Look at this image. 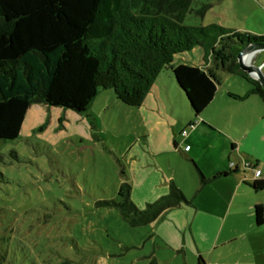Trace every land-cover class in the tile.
Wrapping results in <instances>:
<instances>
[{"label":"trees","instance_id":"16d2710c","mask_svg":"<svg viewBox=\"0 0 264 264\" xmlns=\"http://www.w3.org/2000/svg\"><path fill=\"white\" fill-rule=\"evenodd\" d=\"M191 1L0 0V139L19 135L33 103L83 113L99 92L110 90L124 104L139 106L165 69L198 109V91L204 95L202 102L213 91L212 68L173 66L176 55L195 46H201L213 64L245 78L248 92L264 103V88L240 70L236 60L246 43H264V35L218 24L184 25ZM223 175L202 177L201 185ZM249 185L262 189L264 179ZM129 191L125 181L117 198L106 203L118 208L132 226L188 202L172 182L166 195L143 209L131 201ZM198 264H205L201 257Z\"/></svg>","mask_w":264,"mask_h":264},{"label":"rangeland","instance_id":"374dc122","mask_svg":"<svg viewBox=\"0 0 264 264\" xmlns=\"http://www.w3.org/2000/svg\"><path fill=\"white\" fill-rule=\"evenodd\" d=\"M190 8L184 25L251 26L253 19L264 28V0H192ZM257 52L250 64L264 58L263 49ZM92 104L78 113L33 103L42 110L33 126L0 139V264H163L143 257L152 249L147 226L130 225L106 203L125 182L127 163L119 150L142 134L140 112L108 90ZM173 104L174 114L193 110L188 98ZM211 221L216 226L220 219ZM171 242L181 243L188 264H196L193 239ZM157 254L183 264L182 251L180 258L167 248ZM250 254L264 261V250Z\"/></svg>","mask_w":264,"mask_h":264},{"label":"crops","instance_id":"0c3cea01","mask_svg":"<svg viewBox=\"0 0 264 264\" xmlns=\"http://www.w3.org/2000/svg\"><path fill=\"white\" fill-rule=\"evenodd\" d=\"M254 21L251 26L229 24L232 26L225 28L264 35V28L257 29ZM254 54L255 59L262 53ZM209 61L201 46L176 55L173 66L188 65L203 71L212 68V93L202 102L204 95L198 91L194 99L198 109L188 106L187 113L174 114V99L186 102L188 97L170 69L161 71L141 104L135 106L145 124L142 134H135L119 150L127 163L124 177L130 184V199L138 209L166 195L171 182L188 201L143 224L152 248L143 257L171 264L157 254L167 248L174 257L180 258L182 251V263L188 264L182 244L171 242L175 236H186L195 242L196 248L190 252L196 255V264L199 257H204L205 264H264L250 254L264 250V198L260 196L264 188L253 190L249 185L253 172L242 168L243 162H248L260 169L259 179H264V103L248 92L250 85L245 78ZM102 109L106 110L104 104ZM41 111L31 105L21 129L29 130ZM183 129L187 130L184 136ZM185 145H189L188 150L183 149ZM222 172L225 175L201 185L202 177L209 179ZM180 213L185 219L178 221ZM211 219L220 221L215 226Z\"/></svg>","mask_w":264,"mask_h":264},{"label":"water","instance_id":"95a60500","mask_svg":"<svg viewBox=\"0 0 264 264\" xmlns=\"http://www.w3.org/2000/svg\"><path fill=\"white\" fill-rule=\"evenodd\" d=\"M264 50V43H258V42H249L246 43L241 51L237 54L236 60L238 63L239 68L242 71H245L249 76H253L254 79H256L260 85L264 88V72L261 70L259 65L255 64H249L244 61V56L251 53H255L259 50ZM255 73V75H253Z\"/></svg>","mask_w":264,"mask_h":264},{"label":"built area","instance_id":"2783aa9c","mask_svg":"<svg viewBox=\"0 0 264 264\" xmlns=\"http://www.w3.org/2000/svg\"><path fill=\"white\" fill-rule=\"evenodd\" d=\"M250 62H251V60L249 61V62H247V63H249L250 64ZM260 66V68L262 69L263 67H264V61L259 65ZM253 75H255V73L253 74ZM251 77H253V76H251ZM254 78V77H253ZM195 123L193 122L192 124H191V126H193ZM186 133H187V130L186 129H183L182 131H181V135H186ZM183 149L184 150H188L189 149V145H185L184 147H183ZM242 168L243 169H250V170H252V172H253V181L255 180V179H258L259 178V176H260V169L259 168H256L255 166H252L250 163H248V162H243V164H242Z\"/></svg>","mask_w":264,"mask_h":264},{"label":"bare ground","instance_id":"6f19581e","mask_svg":"<svg viewBox=\"0 0 264 264\" xmlns=\"http://www.w3.org/2000/svg\"><path fill=\"white\" fill-rule=\"evenodd\" d=\"M254 55L255 54L249 53V54L245 55L243 59H244L245 62H249L250 59L253 58Z\"/></svg>","mask_w":264,"mask_h":264}]
</instances>
